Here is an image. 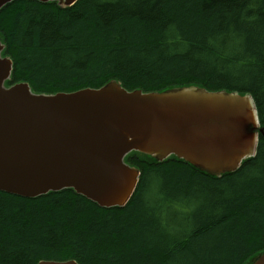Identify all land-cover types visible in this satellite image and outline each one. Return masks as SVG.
Instances as JSON below:
<instances>
[{
  "label": "trees",
  "instance_id": "obj_1",
  "mask_svg": "<svg viewBox=\"0 0 264 264\" xmlns=\"http://www.w3.org/2000/svg\"><path fill=\"white\" fill-rule=\"evenodd\" d=\"M0 41L13 61L8 85L39 94L110 80L144 92L201 85L252 95L264 127V0H14L0 10ZM127 161L141 175L121 208L72 189L0 190V264H248L264 251V136L221 177L175 157ZM180 199L200 205L169 227L166 208Z\"/></svg>",
  "mask_w": 264,
  "mask_h": 264
},
{
  "label": "water",
  "instance_id": "obj_2",
  "mask_svg": "<svg viewBox=\"0 0 264 264\" xmlns=\"http://www.w3.org/2000/svg\"><path fill=\"white\" fill-rule=\"evenodd\" d=\"M13 1L0 0V10ZM37 1L69 8L78 0ZM4 48L0 41L1 191L36 198L72 189L101 208H121L141 175L125 162L128 154L156 162L175 157L221 177L253 158L264 136L249 94L201 85L129 91L116 80L56 94L35 93L25 82L7 87L13 61L2 55ZM248 264H264V251Z\"/></svg>",
  "mask_w": 264,
  "mask_h": 264
},
{
  "label": "rangeland",
  "instance_id": "obj_3",
  "mask_svg": "<svg viewBox=\"0 0 264 264\" xmlns=\"http://www.w3.org/2000/svg\"><path fill=\"white\" fill-rule=\"evenodd\" d=\"M12 85L14 84H11V86ZM199 205L200 204H198L197 202H190L185 199H180V205L168 206L166 208L164 221L169 225V227H173L174 225H176V223L181 224V222L185 218L191 215V210L199 207ZM65 261H70V260H65Z\"/></svg>",
  "mask_w": 264,
  "mask_h": 264
},
{
  "label": "bare ground",
  "instance_id": "obj_4",
  "mask_svg": "<svg viewBox=\"0 0 264 264\" xmlns=\"http://www.w3.org/2000/svg\"><path fill=\"white\" fill-rule=\"evenodd\" d=\"M48 127L50 128L51 131H54L56 127L54 125L48 124ZM260 138V137H259ZM56 192V191H55Z\"/></svg>",
  "mask_w": 264,
  "mask_h": 264
}]
</instances>
